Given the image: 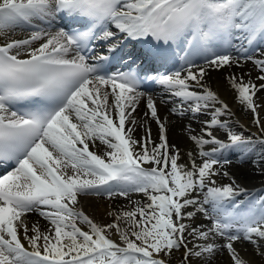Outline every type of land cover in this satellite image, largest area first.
Masks as SVG:
<instances>
[{"label":"snow or ice","instance_id":"1","mask_svg":"<svg viewBox=\"0 0 264 264\" xmlns=\"http://www.w3.org/2000/svg\"><path fill=\"white\" fill-rule=\"evenodd\" d=\"M17 28L28 35L12 39ZM0 37V167L7 166L0 175V264H168L181 248L182 264L193 257L213 264L219 253L227 254L226 264H255L237 243L264 258V196L237 200L247 189L223 170L225 153L244 156L253 141L223 119L229 105L205 80L210 71L240 67L241 57L251 60L255 81L251 72L247 81L225 79L264 133V104L257 103L264 59L247 55L248 46L264 41V0H0ZM130 44L141 50L129 63ZM97 46L104 52L94 55ZM177 49L175 71L144 70L143 61L175 68ZM113 63L122 68L109 72ZM146 81L178 100L171 114L207 117L203 135L190 136L199 163L192 152L188 164L178 163L166 118L141 90ZM145 96L158 142L150 128L140 139L133 135ZM97 140L102 154L90 149ZM256 164L264 172V156ZM220 177L232 183L218 184ZM132 193L147 203L108 224L79 207L82 195ZM197 212L211 223H185ZM33 213L47 221L43 230L29 223Z\"/></svg>","mask_w":264,"mask_h":264},{"label":"bare ground","instance_id":"2","mask_svg":"<svg viewBox=\"0 0 264 264\" xmlns=\"http://www.w3.org/2000/svg\"><path fill=\"white\" fill-rule=\"evenodd\" d=\"M27 35V31L21 32L20 30H16L15 33L10 34V37L12 39H19L24 38ZM0 39L3 38L0 37ZM249 72H251L250 78L255 81L258 73L251 70L250 66L247 64H241L240 67L234 66L230 69L225 68L218 71H210L205 77L208 86L216 91L220 98L229 105L231 115L228 117H224L223 119L228 120V123L233 131L241 133L246 139H250L253 141L252 146L247 150L244 156H241L240 152H229V154L231 155L230 158L232 160L230 161V163L224 165L223 168L224 171L229 172L231 177H235L236 184L240 185L242 188L247 189V192L244 195L238 196L236 198L239 201H247L249 198L264 196V172L260 171L256 164V162L260 161L261 157L264 156V144H261V140H264V133H261L260 128L254 123L253 114L238 101L236 92L230 87L228 81L225 79V77L230 74H236L237 76L243 75L244 79L247 81L249 79L247 73ZM256 83H259V81H256ZM163 90H165L164 87ZM163 97L166 101V108L158 107L157 110L162 120L166 118L169 145L175 146V150H178L180 153V160L178 161V163L188 164L189 158L187 154L189 152L193 153V156L196 158L197 163H199V149L198 146L190 139V136L203 135L201 130L202 121L207 119V117L199 116L194 118L190 114H186L183 117L173 115L171 114V111H169L172 107H174V104L172 103L173 97L167 91L164 92ZM258 97L259 99L257 100V103L264 104V93H258ZM145 99L146 98H142L140 100L136 112L133 114L137 120V126L133 135L135 138L140 139L141 137L146 136L147 129L150 128L152 139L158 142L157 123L150 117H146L144 115V113L147 111L145 105L142 104ZM259 112L260 116L264 118V107H261L259 109ZM189 126L191 127V132L186 130ZM213 134L218 136L220 139H225L223 130H214ZM209 147L210 146H205V150H209ZM90 149L95 150L97 154H102L105 151V146L100 144V142L97 140L95 145H90ZM247 156H251L253 158V168H250L249 165H246L248 159ZM217 183L228 184L232 183V180L228 177H220L218 178ZM138 194L132 193L130 194L129 198H125L119 195L113 196L111 198L107 197L106 199L108 201H111L109 203H104L105 200L100 201V198L95 197L94 195H82L80 197L81 202L79 207L82 208L85 214L89 215L95 222L99 224H108L114 221L116 213L122 211H131L135 208L137 202L140 203L139 200H142V198L146 199V197L142 193L141 195ZM193 195H199L201 198L203 197V193H193ZM205 207L209 206L205 205ZM188 210L194 211L193 208H189ZM28 220L29 223L38 222L42 230L47 226V221L42 220L38 216H35L33 214L28 215ZM185 223H188L193 227H198L202 224L209 225L203 214L198 212L191 220H185ZM120 226L121 228L126 227L125 221H120ZM112 238L116 240L119 239L118 234H116L114 231L112 233ZM188 246L192 247V244L189 243ZM236 247L241 256L245 259L252 260L255 262V264H264L263 258L258 254L253 253L252 245L247 243H237ZM183 252L184 249L181 248L168 259L172 258V260L177 264H182ZM219 257H221L220 260L218 259ZM191 260L192 264H198L197 258L193 257L191 258ZM226 261L227 254L219 253L216 255L213 264H226Z\"/></svg>","mask_w":264,"mask_h":264},{"label":"rangeland","instance_id":"3","mask_svg":"<svg viewBox=\"0 0 264 264\" xmlns=\"http://www.w3.org/2000/svg\"><path fill=\"white\" fill-rule=\"evenodd\" d=\"M249 165H251V163H249ZM251 167H252V165H251ZM135 194H138V193H135ZM138 195H141V193H139ZM138 195H137V196H138ZM134 198H135V197H134ZM103 200H105L104 203H109V202H111V201H108L104 196H102V197L100 198V201H103ZM139 201H140L141 205L143 204V202H144V204L147 203V199H143V198H142V200H139ZM104 203H103V204H104ZM198 223H199V222H198ZM198 223H197V224H198ZM208 223L210 224L211 221L208 220ZM197 224H196V225H197ZM167 259H168V258H167ZM170 259H171V260H170ZM170 259H168V264H177L175 261L172 260V258H170ZM218 259L220 260L221 257H219ZM219 260H218V261H219ZM263 260H264V258H263ZM216 261H217V259H216ZM173 262H174V263H173ZM219 262H220V261H219ZM219 262H218V263H219ZM263 262H264V261H263ZM214 263H216V262H214Z\"/></svg>","mask_w":264,"mask_h":264}]
</instances>
